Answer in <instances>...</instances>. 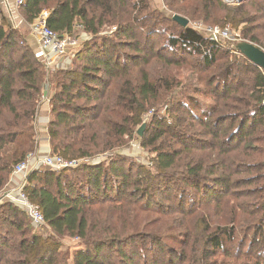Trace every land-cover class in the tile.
<instances>
[{"label":"trees","instance_id":"obj_1","mask_svg":"<svg viewBox=\"0 0 264 264\" xmlns=\"http://www.w3.org/2000/svg\"><path fill=\"white\" fill-rule=\"evenodd\" d=\"M162 2L166 11L151 0H24L25 21L48 11L59 35L90 36L72 67L51 74L0 0V191L37 150L43 85L53 80L50 153L81 158L134 139L151 161L115 153L30 172L24 193L53 234L0 203V264H264V72L172 19L244 25L242 37L264 50L253 31L264 0ZM63 238L80 245L69 254Z\"/></svg>","mask_w":264,"mask_h":264},{"label":"built area","instance_id":"obj_2","mask_svg":"<svg viewBox=\"0 0 264 264\" xmlns=\"http://www.w3.org/2000/svg\"><path fill=\"white\" fill-rule=\"evenodd\" d=\"M1 1L5 8L10 10L9 7H11L15 11H17L18 7L24 2V0ZM237 1L238 0H224L226 3H234ZM48 15V11H42L29 25L31 36L36 42V47L34 48L35 56L44 63L47 71H54L58 68H69L75 56V52L73 51L76 50L80 43L84 42L90 36L83 32L80 36L67 34L59 35L48 27L46 23ZM188 25L197 31L207 34L209 39L215 42L221 43L224 42V40L236 42L241 40L240 34L233 31L230 26H210L201 21H189ZM83 34H86V37H84ZM43 87L45 90L48 89V83L46 82ZM48 98L49 96L44 95V93L42 94L43 100H47ZM32 155L34 154H29L25 160L14 166L11 176L18 175L20 181L17 186H14L6 192L0 200L2 202H11L19 207L27 214L34 231L40 235H46L50 229L38 205L31 202L23 190L28 174L37 168H46L59 173L66 168H75L83 164H96L101 160L100 158L94 159L90 156L67 159L58 154H52L50 151L37 159H32ZM110 156L111 154L107 157Z\"/></svg>","mask_w":264,"mask_h":264},{"label":"rangeland","instance_id":"obj_3","mask_svg":"<svg viewBox=\"0 0 264 264\" xmlns=\"http://www.w3.org/2000/svg\"><path fill=\"white\" fill-rule=\"evenodd\" d=\"M151 1H152L153 5L155 7H158L160 9H164L162 0H151ZM241 1L242 0H239V1L234 2V3H226V2L225 3L228 4V5H238V4H240ZM1 4H2L1 8H2V11H3V15L5 16V18L9 22V24L13 28L18 29L19 31H21V34L23 35L24 39L29 44H32V46H33L35 44V41L33 40L32 36H31V33H30V26L29 25H30L31 22L25 21V19L23 18V16L20 14V12L18 10L15 11L14 9H12V13H11V12H9L10 11L9 9L4 7V4L2 3V1H1ZM4 9H5V12L7 11V14H6L7 16L4 13ZM258 22H260V23H257V24H260V25L257 28L253 29V31H254V33L257 36H260L261 39L264 41V16L260 17ZM218 26H220V25H218ZM229 26L233 29V31L238 32L240 34L241 40L236 41V42H232L230 40H224V42H221V43L225 47L227 46V43H230L232 49H234L235 46L238 43H249L246 39H244L242 37V33L240 32V29L243 28L244 25H241L238 29L234 28L232 26V24H229ZM220 27H225V26H220ZM81 33L82 32L80 30H76V31H74L73 35L80 36ZM75 51L76 50H74L73 52H75ZM72 66H73V63H72V65L70 67H72ZM52 72H54V71H51V74H52ZM54 82H55V80H53V81H51V83H49V87L48 88H49V91H50V93H49L50 96L52 95L53 90L55 88ZM202 102H203V104H207L206 100H204V99L202 100ZM160 108L161 107H159L158 110H160ZM164 111H165V107L163 106L161 108L160 112L164 113ZM153 112H155V109H150L149 111H147L143 115L142 120H143L144 124L148 123L151 120ZM49 147H50V144H49ZM115 153L125 154V155L130 156L131 158H133L134 160H136L137 162H140L141 164H143L145 166H148V167L151 166L149 151L147 150V148H144V147L141 146L139 140H134V139H132L131 142L128 143L127 145L122 146L120 148H116V149H112V150H106V151L99 152V153H94V154L88 155V156H90V157H92L94 159L95 158H100L101 161H105L108 158L107 157L108 155L111 154V156H112ZM39 157H40V155L36 154V152H35L34 155H32V159H35V158L37 159ZM49 234H53L52 231L49 230L46 235H49ZM46 235H43V236H46ZM61 243H62V246H63L62 247L63 250H68L69 254H72L73 250H75L80 245L79 240L72 239V238H63V239H61ZM68 263L69 264H73L71 256H70V258L68 260Z\"/></svg>","mask_w":264,"mask_h":264},{"label":"crops","instance_id":"obj_4","mask_svg":"<svg viewBox=\"0 0 264 264\" xmlns=\"http://www.w3.org/2000/svg\"><path fill=\"white\" fill-rule=\"evenodd\" d=\"M9 8H10L9 12H12V8L11 7H9ZM4 13H5V15L7 14V11L5 12V9H4ZM83 35H84V37H86V34H83ZM33 47L34 48L36 47V42L33 45ZM48 87H49V84H48ZM43 93L46 96H50L49 88L45 90V88L43 87L42 94ZM48 101H49V98L47 100L42 99V103L40 104L38 114H37V119H36V127L38 130V146H37L36 154H38L40 156H42V154L44 155V154L48 153V151H50L49 137H48L47 128H46L48 118H49V103H48ZM19 181H20V177L18 175L11 176L7 185L4 187L3 190L0 191V199L11 188H13L14 186H17ZM0 203H3V202L0 200Z\"/></svg>","mask_w":264,"mask_h":264},{"label":"water","instance_id":"obj_5","mask_svg":"<svg viewBox=\"0 0 264 264\" xmlns=\"http://www.w3.org/2000/svg\"><path fill=\"white\" fill-rule=\"evenodd\" d=\"M172 19L184 27L188 25V19L182 16L174 14L172 15ZM233 50L236 52L238 51L244 54L245 56H247L251 62L256 64L264 72V50L263 49L251 43H238ZM144 125L145 124L143 123L137 131L139 136L142 135Z\"/></svg>","mask_w":264,"mask_h":264}]
</instances>
